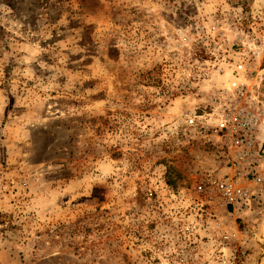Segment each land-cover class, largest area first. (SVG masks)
<instances>
[{"label": "rangeland", "instance_id": "1", "mask_svg": "<svg viewBox=\"0 0 264 264\" xmlns=\"http://www.w3.org/2000/svg\"><path fill=\"white\" fill-rule=\"evenodd\" d=\"M0 264H264V0H0Z\"/></svg>", "mask_w": 264, "mask_h": 264}, {"label": "built area", "instance_id": "2", "mask_svg": "<svg viewBox=\"0 0 264 264\" xmlns=\"http://www.w3.org/2000/svg\"><path fill=\"white\" fill-rule=\"evenodd\" d=\"M244 87L238 89V96L233 100L232 105L218 114L217 125L220 126L219 138L223 142L229 154V163L235 170L243 167L245 170V180L262 185V176L255 173L256 166L255 144L257 140L258 128L261 120V113L252 108L254 99L248 97ZM246 101V103H245ZM248 104V105H247ZM222 132V133H221ZM254 174L252 181L250 176ZM236 177V178H235ZM225 179L221 183L220 191L226 204L233 205L235 209H247L251 202V197L262 199L260 191H253L240 185V177L236 176ZM261 188V187H260Z\"/></svg>", "mask_w": 264, "mask_h": 264}]
</instances>
